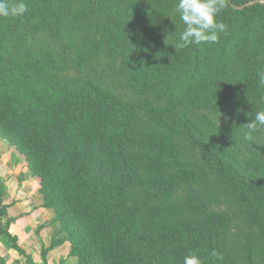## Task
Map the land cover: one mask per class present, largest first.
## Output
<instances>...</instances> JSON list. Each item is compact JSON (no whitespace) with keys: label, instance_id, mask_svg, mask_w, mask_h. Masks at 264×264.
I'll return each instance as SVG.
<instances>
[{"label":"trees","instance_id":"trees-1","mask_svg":"<svg viewBox=\"0 0 264 264\" xmlns=\"http://www.w3.org/2000/svg\"><path fill=\"white\" fill-rule=\"evenodd\" d=\"M23 2L0 17V137L64 233L42 264L59 241L76 264H258L264 0H225L219 42L182 50L176 0Z\"/></svg>","mask_w":264,"mask_h":264},{"label":"crops","instance_id":"crops-1","mask_svg":"<svg viewBox=\"0 0 264 264\" xmlns=\"http://www.w3.org/2000/svg\"><path fill=\"white\" fill-rule=\"evenodd\" d=\"M38 186L37 177L30 174L23 154L0 137V204L6 206L7 215L12 219L9 224L10 233L16 235L19 245L30 255L31 264L43 262L41 249L48 248L52 239L63 238L57 232V223L53 222L52 209L41 206L42 196ZM4 220L5 218L0 221L1 225ZM3 244L5 243L0 240V245L4 246ZM68 253L69 244L59 241L46 251V263L54 264V258L61 255V258H67L65 261L70 258L72 264H76V258ZM0 255L2 256L1 252ZM24 259L28 261L25 257ZM13 260L10 258V261Z\"/></svg>","mask_w":264,"mask_h":264},{"label":"clouds","instance_id":"clouds-1","mask_svg":"<svg viewBox=\"0 0 264 264\" xmlns=\"http://www.w3.org/2000/svg\"><path fill=\"white\" fill-rule=\"evenodd\" d=\"M225 7V0H176L175 11L184 25L174 49H185L202 43H218L220 35L226 33L227 25L217 19ZM29 6L23 0L10 3L0 0V17H22L28 12ZM259 85L264 87V75L259 79ZM245 139H251L259 128H264V110L255 113V118L246 123ZM212 256L221 257L213 251ZM183 264H204L197 255H186Z\"/></svg>","mask_w":264,"mask_h":264},{"label":"rangeland","instance_id":"rangeland-1","mask_svg":"<svg viewBox=\"0 0 264 264\" xmlns=\"http://www.w3.org/2000/svg\"><path fill=\"white\" fill-rule=\"evenodd\" d=\"M4 140H6V139H4ZM9 145H11V144L9 143ZM37 180H38V178H37ZM38 185H39V180H38ZM57 225L59 228L58 223H57ZM244 233H246V228L244 226H237V227H234L230 230L231 236H235V237L243 235ZM60 234L64 235V233H60ZM0 240L5 243V244H3L4 246L0 245V252L2 254V257H4V259L6 258L5 262H9L10 264H21V261H24L23 264H29L28 261H27L28 263L25 261L24 256H21L15 250H13V248H11V246H9L10 245L9 241L6 238H4L1 234H0ZM258 243H259V250L257 251L256 257H255V262L258 264H264V240L259 239ZM10 251H13V252H10ZM41 251H42V249H41ZM11 253H13V255ZM40 254H41V252H40ZM45 255H46V253H45ZM10 258H12V260L14 259L13 262L10 261ZM54 259H55L54 261H56V262H54V264H62V263L72 264L73 263L70 261V258L67 261H65L67 258H63V256L61 258V255H60V257L56 256ZM6 260H9V261H6ZM40 264H42V262ZM45 264H48V262Z\"/></svg>","mask_w":264,"mask_h":264}]
</instances>
